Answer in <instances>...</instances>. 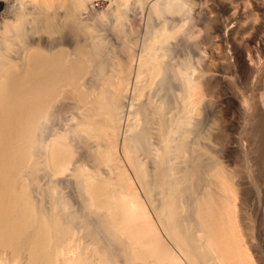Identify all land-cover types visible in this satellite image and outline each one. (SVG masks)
Listing matches in <instances>:
<instances>
[{
  "label": "bare ground",
  "instance_id": "1",
  "mask_svg": "<svg viewBox=\"0 0 264 264\" xmlns=\"http://www.w3.org/2000/svg\"><path fill=\"white\" fill-rule=\"evenodd\" d=\"M0 2V264H264L255 219L245 240L235 183L205 165L215 156L195 139L227 81L250 121L241 149L264 165V9L249 42L230 17L207 29L209 49L189 50L209 25L197 24L195 0ZM118 45L125 60H114ZM239 72L260 77L256 97ZM84 138L92 166L77 163Z\"/></svg>",
  "mask_w": 264,
  "mask_h": 264
},
{
  "label": "rangeland",
  "instance_id": "2",
  "mask_svg": "<svg viewBox=\"0 0 264 264\" xmlns=\"http://www.w3.org/2000/svg\"><path fill=\"white\" fill-rule=\"evenodd\" d=\"M196 6L195 11L203 10L199 14V20L197 24L201 23L209 24L207 27L201 25V30L197 33L196 41L193 43L190 41L189 50H193L198 47L199 43L204 45L209 49V40L206 37L207 29L211 26L218 25L217 22L228 20L230 17L231 22L229 24L230 28H233L237 25L241 28V33L237 34L238 40L240 42H249L254 35L255 28L254 22L256 14L260 16V12L264 9V0H195ZM106 2H101L97 4L98 7L102 9L104 5H107ZM259 5V6H258ZM210 17V20H206L201 17ZM202 19V20H201ZM228 20V21H230ZM200 21V22H199ZM228 21H225L228 23ZM237 21V22H236ZM226 24V23H225ZM223 33V32H222ZM214 41H218V38H214ZM140 45H135L136 49H139ZM116 58L114 60H125L127 54L122 50L121 46L116 47ZM231 54V51L229 52ZM234 59V58H232ZM220 59L216 56L214 57L213 64L215 67H218ZM90 76V73H88ZM258 75H253L248 78H245L243 72H239L238 76H234L236 85L240 88L241 91H244L246 95L256 97L259 91L262 90L261 80ZM88 78V76H87ZM232 80V81H233ZM261 88V89H260ZM214 96L217 98L227 99L221 102L219 105L205 107L202 110V116L205 115L207 118L206 122H202L199 131L197 130L195 139L200 145L206 144L210 146V151L215 159L209 157L206 154L204 160L205 165L211 166L213 163L220 164V167L225 174V176L235 183V187L238 190V204L236 216L238 223L240 225L241 232L243 233L244 239L250 241L251 238V223L255 219V235L256 238L253 240L255 248L259 254L264 253V165H255L241 149L242 143L249 145L251 140V133L246 125L250 124V121L247 119V114L239 108L237 101L231 102V97L234 94V87H232L227 81L218 80L216 82V87L213 89ZM70 95V94H69ZM71 96V95H70ZM69 96V97H70ZM67 97L65 99V104L63 108L64 112L69 113V109L72 107V98ZM204 106V103H203ZM68 107V109H67ZM232 110V113L229 114L226 118L223 116V111L229 109ZM61 109L59 108V111ZM67 111V112H66ZM62 124V122H61ZM89 141V142H88ZM91 140L84 138L78 143V148L76 152L77 163H84L88 166H92L94 163V155L92 153V148L88 146ZM122 143V134L120 135V148ZM197 144V143H196ZM92 150V151H91ZM121 150V149H120ZM122 160L127 165L128 162L125 155H122ZM105 174H111L114 179L118 178V167L117 165H110L111 170L107 165H100ZM130 167V166H129ZM131 169V167H130ZM132 170V169H131ZM42 171H40L41 173ZM67 181L65 182L66 193L70 201L74 204L75 207H79L80 195L78 190L75 189V179L72 176H68ZM208 176H204V180L201 182L209 183ZM139 185L140 192L143 198H146V195ZM67 186V187H66ZM76 203V204H75ZM96 215H90V220L94 221ZM256 219H258L256 221ZM264 263V257L262 258Z\"/></svg>",
  "mask_w": 264,
  "mask_h": 264
},
{
  "label": "water",
  "instance_id": "3",
  "mask_svg": "<svg viewBox=\"0 0 264 264\" xmlns=\"http://www.w3.org/2000/svg\"><path fill=\"white\" fill-rule=\"evenodd\" d=\"M1 3V2H0Z\"/></svg>",
  "mask_w": 264,
  "mask_h": 264
}]
</instances>
